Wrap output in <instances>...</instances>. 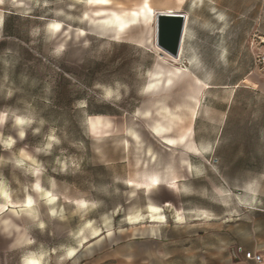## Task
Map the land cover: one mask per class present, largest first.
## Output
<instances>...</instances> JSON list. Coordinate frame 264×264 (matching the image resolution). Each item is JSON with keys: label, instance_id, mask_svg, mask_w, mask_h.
<instances>
[{"label": "rangeland", "instance_id": "1", "mask_svg": "<svg viewBox=\"0 0 264 264\" xmlns=\"http://www.w3.org/2000/svg\"><path fill=\"white\" fill-rule=\"evenodd\" d=\"M112 2L122 11L142 0ZM152 3L189 17L178 65L209 88L173 135L193 131L202 155L168 148L150 130L160 103L196 95L189 81L145 95L158 64L154 26L148 45L115 42L92 32L96 8L85 1L0 0V264H116L102 260L121 250L123 264H171L173 238L196 240L174 256L182 264H257L248 253L264 264V0ZM148 171L170 173L151 197L166 217L155 237L149 199L133 191ZM137 210L145 219L133 225Z\"/></svg>", "mask_w": 264, "mask_h": 264}, {"label": "bare ground", "instance_id": "2", "mask_svg": "<svg viewBox=\"0 0 264 264\" xmlns=\"http://www.w3.org/2000/svg\"><path fill=\"white\" fill-rule=\"evenodd\" d=\"M85 1L89 6L96 8L92 11L91 15H88V21L92 27V32L96 33L98 36L103 38H109V40L115 42H125L132 41L136 45L143 46L148 45V39L144 38V34L150 32L151 28L153 30L156 24V16L159 12L166 13H179V11L168 9L159 11L157 10L152 0H142L141 4L131 10H114L112 9L113 2L112 0H78ZM179 6L185 5L189 0H174ZM195 1V0H190ZM186 28L184 32V37L182 41L181 51L179 58H173L160 48L155 45V49L158 52V64L157 66L149 72V81L144 86L143 91L145 95L158 96L162 91L166 89H171L174 85L182 81L192 82L196 87V95L191 97L186 103L178 104L175 107L170 108L165 103H160L158 114L159 118L154 121L150 126V130L154 136L158 139H161L166 144L168 148L176 149L179 146H183L186 152L193 153L197 155H202L203 150L198 147L197 143L192 139L193 131L189 133V136H174V131L176 128L181 126L186 119L194 121L197 115V111L200 105V95L207 88V85L201 80L198 76L194 75L191 70L186 66H179L178 63L183 56V48L186 39L187 24L189 17L186 14ZM136 29H141V38H137L132 32ZM64 27L61 22H56L53 24V32L56 35L64 33ZM80 34L86 35V31H79ZM155 32V31H153ZM91 35V34H90ZM131 43V42H130ZM147 43V44H146ZM192 63V62H191ZM180 64V63H179ZM186 83V82H185ZM184 84V83H183ZM185 85V84H184ZM185 88V87H184ZM161 102V101H160ZM149 115L147 111L146 116ZM132 135L135 136V140L138 145H143L144 140L136 134L134 131H129ZM136 134V135H135ZM161 142V143H162ZM148 152L151 155V161L157 163L158 156L154 153ZM170 173H161V172H151L148 171L144 174V182L136 185L138 189H143L145 194L149 199V216L153 225L147 230L148 236H158L159 235V224L166 222V217L161 213V208L156 206L152 200V194L156 191L161 185L169 182ZM131 183V182H130ZM133 186V185H132ZM135 187V185H134ZM133 187V188H134ZM37 190L41 191V196L44 197L52 205L55 203V199L51 193L47 190H42L41 186L36 184ZM33 198V197H32ZM10 202V201H8ZM35 203L29 196L25 202L28 208H31ZM37 206V205H36ZM34 208V206H33ZM33 210V209H32ZM133 212V211H132ZM131 214V213H130ZM145 218L140 213L137 212L130 215V222L133 225L138 224L140 221H143ZM178 220H182L181 217H178ZM136 230V229H135ZM113 233H109L108 236L111 237ZM107 236V237H108ZM74 250L70 251V255ZM29 264H43L42 257H32L29 261Z\"/></svg>", "mask_w": 264, "mask_h": 264}, {"label": "water", "instance_id": "3", "mask_svg": "<svg viewBox=\"0 0 264 264\" xmlns=\"http://www.w3.org/2000/svg\"><path fill=\"white\" fill-rule=\"evenodd\" d=\"M186 20L185 13L159 12L156 16V46L173 58L180 56Z\"/></svg>", "mask_w": 264, "mask_h": 264}, {"label": "crops", "instance_id": "4", "mask_svg": "<svg viewBox=\"0 0 264 264\" xmlns=\"http://www.w3.org/2000/svg\"><path fill=\"white\" fill-rule=\"evenodd\" d=\"M205 149H207V148L202 147V150H205ZM193 242H196V240L195 241H193V240H190L189 241L188 240L185 244H184V242H183V244H179V242L176 239H174V238L171 239V242L167 245V249L171 251V254H169L170 252H168L166 254V256H165L166 257V261H169L170 260L171 264H182V262L179 261V260H177L174 256L180 254V249L179 248L186 247V245L192 244ZM131 247H130V249L127 250V252H129V255L128 256H132V255L133 256L134 255L136 256V255H138V258L140 259L141 258V253L138 252V254H136V249H137L136 246H131ZM137 250H139V249H137ZM120 252H122L120 258H119V256L116 259L110 257V258H107L105 260H102V263L109 262L110 259H112V260H114L116 262V264H123L125 262L124 250L119 251V253ZM128 256H127V259L130 260L131 257H128ZM169 256L171 257L170 259H169ZM156 263H157V260H156Z\"/></svg>", "mask_w": 264, "mask_h": 264}, {"label": "built area", "instance_id": "5", "mask_svg": "<svg viewBox=\"0 0 264 264\" xmlns=\"http://www.w3.org/2000/svg\"><path fill=\"white\" fill-rule=\"evenodd\" d=\"M246 259L252 261L254 263H260L262 261V257L260 255H256L254 253L246 254Z\"/></svg>", "mask_w": 264, "mask_h": 264}, {"label": "clouds", "instance_id": "6", "mask_svg": "<svg viewBox=\"0 0 264 264\" xmlns=\"http://www.w3.org/2000/svg\"><path fill=\"white\" fill-rule=\"evenodd\" d=\"M21 122H23V123H24V121H23V120H18V123H21ZM20 135H21V136H23V135H24V133H23V132H21V133H20Z\"/></svg>", "mask_w": 264, "mask_h": 264}, {"label": "snow or ice", "instance_id": "7", "mask_svg": "<svg viewBox=\"0 0 264 264\" xmlns=\"http://www.w3.org/2000/svg\"><path fill=\"white\" fill-rule=\"evenodd\" d=\"M21 124H23V122H21Z\"/></svg>", "mask_w": 264, "mask_h": 264}]
</instances>
